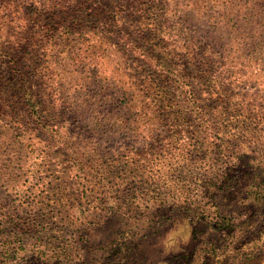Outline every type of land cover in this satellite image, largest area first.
<instances>
[{"label":"rangeland","instance_id":"obj_1","mask_svg":"<svg viewBox=\"0 0 264 264\" xmlns=\"http://www.w3.org/2000/svg\"><path fill=\"white\" fill-rule=\"evenodd\" d=\"M54 1H57L59 6L68 4L63 2L65 0ZM46 2L47 0H37L40 4V13L38 18L30 23L32 33L44 32L46 35L44 37L35 35L36 39H33V43L37 46H44L42 49L38 48L43 53H48L50 49H61L58 45H54L60 36L56 29L59 27L60 30H65L64 26L59 25L58 20L62 17L65 22L67 18L64 13L52 17L49 11L44 9ZM151 4L154 5H151V8L155 9H150L146 17L152 18V15L158 13L162 18L155 20L157 28L149 23L151 20L146 21L147 25L144 24L147 49L178 73L184 74L189 81L196 83V86H204L202 85L204 80L197 77L200 73L208 80L206 85L208 83L211 89L219 88L218 91L208 95L206 108L211 113V120L215 119L213 125L223 130L225 137L229 131L237 132L236 145L237 147L241 145L240 149L244 150L240 160L213 153L207 154L206 157L190 156L189 160L183 162L181 172L173 171L174 166L172 167L166 160L161 173L174 172V175L164 178L161 176L158 183L173 178L174 181L179 182L181 179H186L189 184V188L185 190L187 193L181 197L186 198L185 202L180 207L175 206L173 211L169 210L173 205L171 206L166 200L164 204L167 203V206L162 210L167 214L156 219V215L151 212L144 214L152 205L150 198L143 201L136 199L129 203L128 207L122 208L130 210L128 216L117 218L115 215H108L102 222L86 225L85 218L91 212L87 211L82 198L78 200L76 197L75 187L69 184L70 179H75L74 172L69 170L67 174H63L62 164L59 161L65 157L58 156L55 150L58 141L50 137L46 130L28 123L30 126L26 133L28 135L20 138V144H12L10 141L11 138H16L15 131H12V128L5 129L1 134L3 138L0 136L2 141L0 157L28 156L25 164L34 169L35 173L32 175L30 172L18 178L20 184L28 183L29 186L32 184L35 186L38 183L53 184L54 181L59 180L66 183V185L62 184L64 188L60 191L64 198L67 194L73 202L71 220L81 226L82 233L76 237L84 245L107 249L112 241H121L128 247V251L122 250L123 253L116 251L110 255L100 251L94 259L97 264L107 262L108 264H264V244H260L264 230L260 232L256 230L258 233L252 236L250 226L243 223V225L237 224L234 234H229L225 227L215 226L214 224L217 223H211L209 221L211 218L202 217L199 211L203 208L211 213L214 209L212 203L218 201L224 207L236 209L234 213H238L239 217L236 221L247 216L259 222V215L256 212L260 213L264 209L259 198L252 193H245L244 190L249 183L255 182L264 174V0H151ZM222 18L228 20V23H219L218 20ZM120 23L123 29L129 28L128 22L123 18L117 24ZM17 24L18 22H9L8 27L0 26V32L8 31V28L16 32L21 29ZM45 24L53 35L45 33L43 27ZM133 33L136 35V30ZM53 36L56 40H53ZM5 38L0 36L2 46H8V41L11 39L8 37L6 42ZM84 40L92 46L86 50V41L80 43L81 58L73 56L74 50L70 52V57L65 56V52H61L60 63L57 64L59 69L57 76L46 80V84L51 88L48 89L49 95L46 96L51 101L50 106L54 107L61 116L59 118L61 133L65 132L71 136V140L79 150L87 149L88 153H93L91 146L95 144L98 146L101 140L97 139L96 135L86 138L88 135L84 131L86 119H90V115L95 113L96 109L103 113L111 109L109 100L123 102L122 95L117 98V95L121 94L119 88L114 85L107 88L105 81L112 80L109 78L114 71L126 73L120 76L118 82L126 81L127 74L130 79L134 76L144 80L157 79V72H152L153 68L147 67L135 54L128 53L122 42L118 40L106 42L105 38L101 41L97 37L94 41L88 36ZM210 41L213 42L214 47L210 52L208 51L209 58L206 56L201 58L198 72L195 67L198 61L196 62L195 59L200 57L195 50L198 45ZM68 42L69 39H66L64 43L66 47L63 48L65 51L72 48L71 43ZM76 48L79 46L74 47ZM46 59L42 65L50 63L51 57ZM100 63L102 67L99 69ZM215 79L219 80L221 86H216ZM115 81L112 80L113 84ZM101 85L105 86L100 88ZM177 98L180 99L181 96ZM221 110L229 113L227 118L215 117ZM232 114L236 115L237 120L232 121ZM89 125L90 123H87L88 127ZM153 127L157 132L164 128L156 122ZM116 136L119 139L124 138L121 135L116 134ZM85 139L95 144L85 147L84 144H87ZM102 142L106 149H112V145L117 148L121 146L119 140L113 143ZM81 157L84 162L87 158L97 159L93 164L95 168L99 165L100 169L92 171L97 175L102 171L100 165L111 160L110 157ZM221 172L228 176L234 175L232 178L237 180L234 187L221 190L211 188L206 192L194 187V176L197 174L201 177H211L212 173ZM192 177L193 180L190 181ZM19 190V187L6 188L0 180V204L5 206V210H13L14 204L18 202L16 192ZM157 191L162 197H166V191L170 192L166 190L165 185ZM113 194L114 192H95V197L103 203L95 208L99 214L107 213L110 210L109 206L115 205ZM68 198H66L67 202L70 203ZM189 198L196 199L199 204V207H196L197 211L185 207ZM211 220L215 221L214 218ZM65 224L63 219L62 221L58 219L54 226L62 233L61 238L67 241L74 235L71 228L64 227ZM253 238L258 239L255 244L261 245L257 247L261 250L253 251L249 255L243 254L241 248L247 246L246 244L251 245L250 240ZM234 240L235 243H232ZM36 245L37 241L34 238L30 240L29 245L19 244L12 238L5 240L0 238V264L38 263L39 254L35 249ZM235 247L241 248L234 251L237 249Z\"/></svg>","mask_w":264,"mask_h":264},{"label":"trees","instance_id":"obj_2","mask_svg":"<svg viewBox=\"0 0 264 264\" xmlns=\"http://www.w3.org/2000/svg\"><path fill=\"white\" fill-rule=\"evenodd\" d=\"M63 2L68 4L59 6L57 1L47 0L44 7L52 17L64 13L67 18L65 22L62 17L58 20L59 25L66 29L63 31L59 27L56 29L60 36L54 45H58L61 49H50L48 53H43L38 48L42 49L44 46H37L33 43V39H36L35 35L41 37L46 35L44 32L32 33L30 27V23L37 19L40 13V4L37 0H0V26L5 28L8 27L9 22H18L17 26L21 28L16 32L9 28L8 31L0 32V36L6 37V42L7 38L11 37L8 46L0 44V136L3 138L1 134L5 129L12 128L16 138H11L10 142L20 144V138L28 135L26 134L30 128L28 123H33L46 130L50 137L56 138L58 141L56 153L65 157L59 161L62 164L61 170L63 174H67L69 170L74 172L75 179H70L69 184L75 187L76 197L78 200L82 198L87 211L91 212L85 218L86 225L102 222L108 215L124 218L128 216L130 210L122 208L128 207L129 203L136 199L143 201L147 198H150L152 205L144 214L151 212L156 215V219H159L167 214L162 210L167 203L173 205L169 210H174L175 206L180 207L185 202L186 198L181 197L185 196L187 193L185 190L189 188L186 179L181 178V182L170 178L158 183L161 176L164 178L174 175V172L161 173L164 161L167 160L172 167L174 166L173 171L181 172L183 162L189 160L190 156L206 157L207 154L213 153L240 160L244 153V150L240 149L241 145L239 147L236 145L237 132L229 131L225 137L224 131L213 125L215 119L211 120V113L206 108L208 95L218 91L219 88L211 89L208 83L206 85L208 80L200 73L197 77L204 80L202 81L204 86H196V83L189 81L184 74L178 73L165 61L150 53L144 35L146 21L151 20L149 23L157 28L155 20L162 18L158 13L152 15V18L146 17L150 9H155L151 8L154 6L151 0H65ZM58 6L59 8L56 9ZM122 18L128 22V29H123L121 23V26L117 24ZM227 21L223 18L218 20L222 24H227ZM43 27L46 34L53 35L47 24ZM134 30L137 32L136 35L133 33ZM87 36L94 41L98 37L101 41L105 38L106 42L111 40L122 42L128 53L135 54L147 67L153 68L152 72H157V79L144 80L139 76L130 79L127 74L126 81L118 82L120 76L126 73L114 71L109 79H115V83L113 84L112 80L105 81L107 88L111 85L119 88L121 94L117 95V98L122 95L123 102L109 100L111 109L106 113L96 109L95 113L90 115V119H86L84 123V131L88 134L86 138L96 135V138L101 140L99 147L91 140H84L87 143L84 144L85 147L95 144L91 146L93 153H88L87 149L79 150L71 140V136L65 132L61 133L59 125L61 116L54 107L50 106L51 101L47 96L48 89L51 88L46 84V80L56 77L59 72L57 64L60 63L61 52H65V56L70 57V52L74 50L73 56L81 58L80 43H84ZM52 38L56 40L54 36ZM66 39H69L68 43H71L72 48L65 51L63 48L66 47L64 46ZM218 39L216 41H219ZM212 43L210 41L197 46L195 52L200 58L195 59L196 62L198 61L195 63L196 71H200L198 67L201 58L210 57L209 52L214 47ZM77 45L79 48L74 49ZM89 46L92 45L86 41L85 49L88 50ZM221 56L223 57V54ZM47 57H51L50 63L42 65ZM101 67L100 63L98 68ZM215 83L216 86H221L219 80L215 79ZM105 85H101L100 88ZM177 91H179L178 95ZM218 114L215 117L225 119L229 113L221 110ZM231 117L232 121L237 120L236 115L232 114ZM155 122L164 127L162 131H156L153 127ZM87 123H90L89 127ZM116 134L124 138L119 139ZM118 140L121 146L117 148L112 145V149H106L102 142L113 143ZM1 142L0 140L2 145ZM81 156L110 157L111 160L100 165L102 171L97 175L92 172L100 169L99 165L95 168L93 164L97 159L87 158L85 165ZM27 158L28 156L0 157L2 185L9 189L20 188L16 192L18 202L14 204L12 211L5 210V206L0 204V238L16 239L17 243L28 245L31 239H36L35 249L39 254L37 256L39 261L36 264H97L94 259L100 251L107 255L116 251L118 253H123L122 250L128 251V247L121 241H112L107 249L84 245L76 237L82 233L81 226L71 220L73 202L66 194V198L70 200L68 203L60 191L64 188L62 184L66 185L64 181H54L53 184L38 183L35 186L33 184L29 186L28 183L20 184L18 178L30 172L32 175L35 173L34 169L25 164ZM223 172L212 173L211 177H201L197 174L194 176V187L196 189L199 187L204 192L210 191L211 188L221 190L234 187L237 182L232 178L234 175L228 176ZM164 185L166 190H170L169 193L165 192L166 197L160 196L157 191ZM244 190L245 193H252L259 198L264 207V174L255 182L249 183ZM96 191L114 192L112 197L115 199V205H110L107 213L99 214L95 210L99 204H103L95 197ZM166 200L168 201L164 204ZM212 204L214 209L211 213L203 208L199 209L201 216L207 219L214 218L216 222L211 219L209 221L217 223L214 224L217 227H225L227 233L234 234L237 224L243 225V223L250 226L252 236L264 230V209L260 213L256 212L259 215V222L247 216L236 221L239 217L238 213H234L235 208L224 207L218 201ZM185 207L197 211L196 207H199V204L196 199L189 198ZM58 219L66 222L64 226L66 229L71 228L74 235L71 240L65 241L61 238L62 233L54 226ZM235 240L232 243H235ZM250 241L251 245L239 247L243 250V254L249 255L253 251L261 250L257 247L264 244V236L261 245L255 244L257 238ZM235 248L237 249L234 251L239 249Z\"/></svg>","mask_w":264,"mask_h":264}]
</instances>
